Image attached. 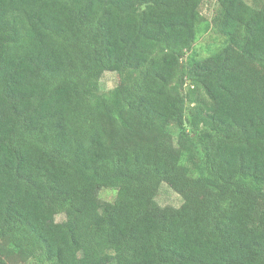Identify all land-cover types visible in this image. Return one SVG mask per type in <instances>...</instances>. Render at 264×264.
Returning a JSON list of instances; mask_svg holds the SVG:
<instances>
[{
  "label": "trees",
  "instance_id": "trees-1",
  "mask_svg": "<svg viewBox=\"0 0 264 264\" xmlns=\"http://www.w3.org/2000/svg\"><path fill=\"white\" fill-rule=\"evenodd\" d=\"M204 1L0 0V264H264V0Z\"/></svg>",
  "mask_w": 264,
  "mask_h": 264
},
{
  "label": "rangeland",
  "instance_id": "rangeland-1",
  "mask_svg": "<svg viewBox=\"0 0 264 264\" xmlns=\"http://www.w3.org/2000/svg\"><path fill=\"white\" fill-rule=\"evenodd\" d=\"M250 2L251 0H246ZM215 6L214 0H205L201 5L200 11L204 18L209 19L213 8ZM211 31L203 34L199 41H197L195 50L199 57L204 58L207 56L211 47H207V41L211 40L209 35ZM209 37V38H208ZM118 75L116 73H105L101 79V86L107 90L113 88L118 83ZM99 197L103 201H111L114 198V192L111 190L103 189L99 192ZM157 203L162 207H178L182 203L181 197L171 190L167 184L162 183L158 194L156 196ZM64 219L63 215H58L56 221H62Z\"/></svg>",
  "mask_w": 264,
  "mask_h": 264
}]
</instances>
